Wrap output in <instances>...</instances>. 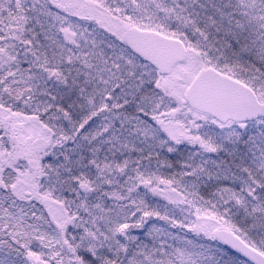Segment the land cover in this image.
<instances>
[{"label":"rangeland","instance_id":"obj_1","mask_svg":"<svg viewBox=\"0 0 264 264\" xmlns=\"http://www.w3.org/2000/svg\"><path fill=\"white\" fill-rule=\"evenodd\" d=\"M30 1L34 2L0 0V131L3 132L0 136V264H81L73 259V254L84 252L91 255L104 247L121 255L125 254L124 243L131 246L136 241L139 250L150 245L151 251L126 264H217L220 261L247 264L218 242L213 233L222 227L249 243L246 236L231 228L224 216L210 204L196 198L195 182L189 176L172 182L153 181L145 177V169L140 167L128 169L121 165L119 169H106L104 175L107 180L112 174L119 178L122 175V184L105 194L106 200H94L92 211H88L81 221L78 220L81 217L70 219L66 205L51 192L38 191L39 179L33 168L34 155L39 151L38 140L41 144L47 142L52 131L57 130L60 123L68 125V121L63 113L30 100L36 81H39V92L43 94L48 91L44 84L47 81L56 88L52 91L58 93L65 84L63 75L39 64V59L21 44L25 23L22 8L32 7ZM145 1L137 2L132 11L137 15L134 18L146 22V26L130 23L121 13L104 8V0H39V28L47 30V35L55 38L66 51L71 47L73 52H93L100 45L116 53L115 59L119 63L145 80L152 76L154 68L123 49V30L130 25L154 29L153 25L176 32L177 36H174L181 39L188 50L187 60L157 81L158 97L155 100L164 106L162 115L146 122L138 119L136 127L152 141L158 134L168 143L185 145L193 168L200 172L204 169L205 174H209L211 169L212 176L220 175L225 179L222 189L225 196L232 197L234 188L246 193L245 198L235 196L236 200H241L238 202L254 200L251 184L255 180L241 175L244 171L234 173L220 161L224 146L231 144L243 148L247 143L252 148L251 158L264 169V111L260 118L251 122L221 123L191 108L184 99V91L200 70L206 66L215 67L214 62L204 52L202 40L193 34L184 11L180 10L182 7L176 6L179 0H169L174 5L166 4L165 8L159 0ZM237 1L244 13L247 11L249 29H256L258 25L259 31L254 33L252 45L264 54L263 0ZM182 3L188 2L182 0ZM131 5L129 2L130 8ZM147 10L152 11L142 12ZM160 12L166 16L161 15L160 18ZM27 16L30 17L28 13ZM94 29L121 46H106L103 44L106 40H99ZM160 32L171 36L166 31ZM190 40L192 42L188 43ZM17 51L28 65L35 67V71L30 73L14 67ZM110 68L102 70L100 75L109 76ZM227 70L231 75L225 74L249 86L264 104V84L258 75L236 66ZM117 75L104 77V86H113L114 81L117 83ZM128 90L131 93V84L123 87L122 94L130 96ZM103 107L100 108L101 113ZM116 115L117 112L103 113L94 126L90 123L89 141L102 139V142H107L106 137L115 126ZM22 145L26 148H20ZM194 177L199 178L198 174ZM87 194L92 193L87 190ZM149 199H154L159 211H164L165 223L161 216L151 218L144 210L143 206ZM254 207L257 208L255 204Z\"/></svg>","mask_w":264,"mask_h":264},{"label":"trees","instance_id":"obj_2","mask_svg":"<svg viewBox=\"0 0 264 264\" xmlns=\"http://www.w3.org/2000/svg\"><path fill=\"white\" fill-rule=\"evenodd\" d=\"M104 1L106 2L104 8L121 13L130 23L147 25L146 22L137 21V17L134 18L137 15L132 11L137 2L146 3L145 0ZM185 1L188 3L185 4L179 0L176 6L182 7L180 10L184 11L193 34L204 43V52L213 60L215 68L228 73V67L236 66L238 69L258 75L259 80L264 84V54L252 45L254 33L259 31L258 25L256 29H249L250 20L247 11L244 13L238 1ZM129 2L132 3L131 8ZM159 2L164 8L167 7L166 4L171 7L174 5L169 0H159ZM30 4L33 6L22 8L25 23L21 44L39 59V64L53 73L63 75L65 80L60 93L52 91L56 88L53 84H47V81L44 84L50 91L43 94L39 92L41 88L39 81L34 82L30 100H36L45 108H52L63 113L68 121V125L60 123L59 128L52 131L47 142L41 144L38 140L39 146H36L39 147V151L37 155L33 154L35 156L33 158L34 173L35 176L37 173L39 179L38 191L51 192L66 205L71 215L70 219L81 217L78 219L81 221L88 211H92L91 203L93 204L94 200H106L105 194L107 195L109 191L117 189L122 184V175L119 178L112 174L111 179L107 180L104 175L106 169H119L121 165L127 166L128 169L131 166L133 169L140 167L145 169V177L153 181L172 182L189 176L195 182L193 190L196 198L202 203L210 204L215 211L224 216L231 228L243 234L242 236H246L249 243L264 254V169L251 158L252 148L247 143H244L243 148L227 144L229 147L224 146L225 151L221 155L220 163L230 167L234 173L237 170L244 171L241 175L255 180L251 184L253 187L251 196L254 200L240 203L238 201L241 200H236L235 196L242 195L245 198L246 193L233 188V196H225L222 190L226 184L225 179L220 175L212 176L211 169L208 170L209 174H205L206 170L203 169L200 172L193 168L185 145L168 143L158 134L152 141L136 127L139 125V122H136L138 119L146 122L147 119L151 121L162 115L164 106L155 100L158 97L156 84L162 75L154 69L152 76L145 80L126 68L124 64L119 63L115 59L116 53L100 45L93 52H73L71 47L66 51L57 44L55 38L47 35L49 33L47 30L43 31L39 28V9L37 8L39 0L30 1ZM262 6H264V0ZM152 10L142 12L151 13ZM161 15L166 16L164 12H160L158 16L162 18ZM151 27L177 36L176 32L170 29H159L153 25ZM94 32L99 40H106L103 43L106 46H116V48L121 46L117 41L110 40V37L105 38L98 30L94 29ZM179 34L185 36V33ZM110 41L113 44L110 45ZM191 42V40L188 41V43ZM123 49L127 50L125 47ZM198 50H201L199 46ZM15 57V68L30 73L35 71V67L32 64L28 65L24 56L18 51ZM108 68L111 69L109 76L100 75L102 70ZM116 73L118 82L114 81L113 86H104V77L112 78ZM228 74L231 75V73ZM126 84H131V93L128 90L130 96L122 94ZM41 97L43 100L40 101ZM102 105H104L102 112L105 114L117 112L118 115L114 117L115 126L108 133L107 142H102V139L89 141L88 126L90 127V123L94 126L99 121L100 115L103 114L100 112ZM56 124L58 125L59 122ZM2 133L0 131V136ZM20 148L26 147L22 145ZM194 174H198L199 178L194 177ZM87 190H90L92 194H87ZM88 198H90L89 201ZM153 202H155L154 199H149L146 202L147 207L143 206L144 210L151 218L161 216L162 222L165 223L163 221L165 217L162 214L164 211H159L158 204L155 205ZM124 244L125 254L120 255L103 247L91 255L77 252L73 254V259L80 261L81 264H110L111 262L126 264L151 251L150 245L146 246L145 250H139L137 241L131 246ZM69 258L72 257L69 256ZM217 264L229 263L220 261Z\"/></svg>","mask_w":264,"mask_h":264},{"label":"water","instance_id":"obj_3","mask_svg":"<svg viewBox=\"0 0 264 264\" xmlns=\"http://www.w3.org/2000/svg\"><path fill=\"white\" fill-rule=\"evenodd\" d=\"M122 39L132 54L151 64L162 75L169 74L187 58L186 47L180 39L151 29L128 26L123 30ZM184 99L190 107L220 122L253 121L264 110V104L250 87L212 67H206L196 75L185 89ZM214 237L249 264H264V254L230 230L217 228Z\"/></svg>","mask_w":264,"mask_h":264}]
</instances>
